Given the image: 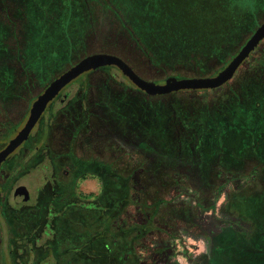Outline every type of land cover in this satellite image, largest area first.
<instances>
[{"label": "rangeland", "instance_id": "rangeland-1", "mask_svg": "<svg viewBox=\"0 0 264 264\" xmlns=\"http://www.w3.org/2000/svg\"><path fill=\"white\" fill-rule=\"evenodd\" d=\"M16 1L18 2L15 3L16 8L18 7L17 10H7L6 14L14 17L13 23H15L16 31L21 39L11 37V40H9L8 30L7 28L4 29L2 34L3 39L0 41V88H5V91H14L15 93L20 91L23 96L20 106L5 114V118L1 117L3 127H8V125L11 127L17 124L21 126L28 116L32 101L42 91L43 87L87 54L113 52V54L124 57L141 74L155 78L158 81L163 80L168 75L193 76L198 71L205 76L214 75L234 57L255 28L264 22V7H261L258 9V17L252 18L253 22L250 23L251 25L247 26L243 32L235 34L230 48L223 47V49L217 50L214 56L207 58L201 63H197L199 53H195L194 56L182 62L180 60L178 62L169 60L168 63H165L163 61L165 58L163 59V57L160 62L157 61V59H160L158 46L151 47L148 43L144 45V43L140 42L142 39L149 38L151 35H157V37L162 34L164 36H170L173 33L170 30L163 32L157 31V28L160 27L157 21L162 20V25L167 23L168 27L165 26L167 29L173 25L174 21V28H185L184 30L180 29V32L174 38L175 41L179 35L186 37L184 34L189 35V43L192 45H195V41H198L197 43H206L209 40L207 33L203 32L201 35L198 34V37H193L191 35L193 31L188 32L190 27L197 29L198 25L193 21L196 16L194 14L195 11L186 9L189 12L188 14L181 11L186 6L184 0H156L159 5H163V12L166 14L165 18L160 16L159 18H152L148 12L149 8L145 0H104V7L106 9L110 8V10L114 9L112 12H116V16L89 15L90 9L88 10L87 5V1L89 0H78L80 4L79 9L81 10L83 6V10L81 12L79 10L75 11L63 20L66 27H62V22L59 20L56 24L54 23V28L59 30L57 33L60 32V37L53 36L54 41L52 37L46 39L48 36L42 32V24L40 22H36V27L32 29L31 33H29L30 36H28L27 31L23 29V25L28 24L24 21V16L27 11L24 7L26 0L20 3L19 0ZM63 4L65 5V1ZM3 6L7 7L6 1H3ZM59 10L61 11L62 7H59ZM188 17L191 18V22L188 20ZM152 27L156 28V30ZM41 39L43 41L42 50L44 55L34 56L37 57L36 60L26 66V57L30 56L26 55V51L30 52L29 54H33V51L35 52L36 49L39 50ZM162 43L164 42L162 41ZM56 45L59 47L58 55L57 53L49 54L48 50L56 47ZM148 50L153 53L151 56L147 53ZM263 51L264 39L239 66L229 83L216 89L182 91L164 97H147L140 91H126L125 95L133 96L136 98L137 103H141L144 100L146 103L152 104L160 102L170 107L168 109L169 114L167 115L168 120H164L163 126L167 130V133L174 136L172 138L180 136L185 140H192L195 136L194 126L196 125L194 124L197 122L196 117L202 111L210 110L212 113L218 110L217 113L219 114L225 113L228 115V121L222 123V125L224 123L228 125L225 128H220V120L218 122L217 117L215 115L213 116V124H215L218 131L212 130L210 137L213 148V151L210 150L211 156L213 158L215 157L213 161L219 159V156H223L224 158L234 157L235 160L221 163L222 167L228 168V170H220L221 173L218 171L211 181V186L205 188L203 185H197V182H195L196 178L195 180L191 178L179 182L180 176L162 169L160 160H152L154 166L152 167L150 163H147L149 159L146 161L138 155L136 159H127L124 162L130 166L135 164L137 167V175L135 177H127L132 184L130 191L127 192V203L123 205L119 215H115L111 219L105 214L90 210L89 216L86 219L89 233L104 230V232H112L113 226L115 227V225L119 226L127 222L136 226L139 220L143 222L149 219V222L152 224V230L150 231L152 232L150 233L152 236L143 241V246L140 249V257L143 259L141 263L192 264L193 257L202 254L206 250L208 245L206 238H208L209 233L221 227L223 228L228 224L226 222L229 218L226 217L225 196L229 192L227 191V187L230 185L232 187L235 186L234 188L241 187L244 189L240 193L242 197L236 198L237 200H241V202L248 201L252 204L255 201L258 203V213L262 219L258 225L264 231V153L263 151L260 152L259 144H257L258 150L248 148L245 145L248 142L247 138L253 136V133H258V130H260L257 135L259 136L258 139L261 138L264 140V91H258L260 96H262H259L260 98L255 108L247 107L246 104L245 108L241 110L245 112L242 120H237L236 117L230 118L231 112L229 113L227 111L235 101L241 102L244 99L241 96L242 93L248 92L230 91L231 88L236 85L239 77L243 80L244 84L249 81L250 78L248 76L251 75L250 71L253 68L254 59ZM182 53V55L185 54L184 51ZM23 69H27L29 72L31 69H34L39 73V76H37L38 79L35 77L34 83L31 84L29 82L28 89L26 90H18V82L14 83V87H7V84L10 83L8 80L15 77L16 73L18 72L19 74ZM86 73L80 74L63 88L61 97L63 94H67V100L64 103L57 99L48 110L51 114L53 110L58 109L57 112L54 111L55 114L53 117L46 118L48 119L46 123L49 122L48 141H51V146L56 147V151L61 150V157L58 159V164L62 167L69 164L66 162L64 156V140L67 136L65 127L70 124L69 118L73 115L71 110L74 108L79 110L80 105L94 103V99L99 96L100 92L96 91V84L99 82L97 79L104 77V75L106 76L108 73L116 74L115 79L109 80L111 85L119 87L117 82L126 84L123 77L125 74L109 64L87 76H85ZM22 79L21 76H18L19 83H22ZM83 82L84 85L80 87L79 84L82 85ZM110 92L112 93L113 91ZM114 92V94H118L117 92L120 91ZM157 109L160 112L165 111V109H163L164 111L159 108ZM68 113H71V116H66ZM47 114L48 112L45 113V116ZM139 114L138 112V116L144 119L143 115ZM78 118L80 119L81 116H78ZM40 123L42 124V119L31 131L39 127ZM239 124H245L244 126L246 128L245 134L241 131L244 135L242 137L243 141L240 139L238 141V136H235L239 134L237 132H240V130L234 129V127ZM11 133L12 131L9 130L7 136H10ZM79 139L81 140L82 137L80 136ZM80 140L75 144V152L77 153L84 152V147H86L84 142L82 144ZM229 141L232 144L234 143V146H231L232 151L226 147H224L222 153L216 150L215 144L227 143ZM29 142L30 140L24 141L23 145L16 150H19L23 146H28ZM77 146L81 149L77 150ZM12 159V156L5 159L0 169L5 167L7 162H12ZM171 167L173 166L169 165V168ZM150 168L153 169L152 172L149 171ZM242 169H245V171ZM43 172L48 175L50 170L44 171L40 166L37 168L31 166L29 167V171L16 184L21 183L25 185L33 194L35 188L33 178L38 177L39 173L41 174ZM13 176L8 180L9 183H12ZM74 186L82 197L89 199L97 197V194L101 190L100 182L96 176L88 175L87 173L79 177ZM231 186L230 188H232ZM0 187L2 186L0 185ZM179 190H181L180 193ZM178 194L185 196L180 197L177 196ZM193 196L195 198H192ZM252 207L248 206L247 209L251 210ZM230 223L234 228H230L229 231L235 232L236 234H249L251 229L250 225H247L243 221H231ZM254 230L256 231L255 226ZM105 236L108 237L105 241L113 242L111 234L106 233ZM237 236L241 238L239 244L242 247H234L233 243L231 245L227 243V240L220 242V250L216 248L211 249L209 254L211 264H264V251H259L257 248L250 250L248 246L251 244L258 246L262 243L264 244V234L261 239H257L256 237L255 239L257 241L253 243H250L249 240L244 241L250 238V236ZM65 243L68 244L66 239L60 242L58 241L56 244L57 251L51 256L52 259H56L57 264H68L69 255L59 250L60 247L61 249L64 247L63 244ZM19 245L25 247L24 241L19 242ZM49 251L51 253L52 249L40 245L34 259L39 262ZM194 259L197 260L199 258ZM0 264L16 263H12L9 255L3 256V254H0ZM73 264H76L75 261Z\"/></svg>", "mask_w": 264, "mask_h": 264}, {"label": "flooded vegetation", "instance_id": "flooded-vegetation-1", "mask_svg": "<svg viewBox=\"0 0 264 264\" xmlns=\"http://www.w3.org/2000/svg\"><path fill=\"white\" fill-rule=\"evenodd\" d=\"M3 1L7 2V7L3 6ZM23 1L19 0V3ZM64 1L66 17L61 21L68 18L74 11L79 10L81 12L83 10V6L81 10L79 8L74 9L72 5L73 0ZM0 2V41L3 39L2 34L5 28L8 30L9 40H11V37L20 40L21 37L16 31L15 23H13L14 17L6 14L7 10H17L18 7L16 8L15 6L17 1L0 0ZM103 2L105 1H87L88 10L90 9L89 15L116 16V12H112L114 9H106ZM91 3L92 5H90ZM25 27L23 25L24 30ZM115 55L121 57L135 73L146 80L163 83L168 76L185 77L168 75L163 80L158 81L155 78L138 72L124 57L118 54ZM30 62H33V60H27L26 66ZM102 68L104 66L89 70L85 76ZM115 75V73H108L106 76L104 75V77L97 79L99 82L96 84V91L100 92L99 96L94 99V103L80 105L79 110L72 109V116L71 113L65 114L68 117L71 116L69 118L70 124L65 127L67 136L64 140V156L66 162L69 163L68 165L62 167L58 164L61 150L56 151V147L51 146V141H48L49 122L46 123L48 120L46 118L53 117L54 111H58V109H55L51 114L49 113L48 110L52 103L57 99L62 103L67 100V94H63L61 97L64 87L51 100L50 104H47L35 125L41 119L42 124L40 123L39 127L34 131H30L27 140H25H30L29 145L16 150L23 145V142L15 149V153L14 150L13 154L11 153L5 158L7 159L12 156L15 160L12 159V162H7L5 167L0 169V185L2 186L0 187L2 188L0 190V254H3V256L9 255L12 263L57 264L56 259H52L51 256L57 251L56 244L58 241L66 239L68 244H63L64 247L62 249L60 247L59 250L69 255L68 264H73L74 261L76 264H142L143 259L140 257V249L143 246V241L152 236L150 234L152 233L150 232L152 224L149 222V219L143 222L139 220L136 226L126 222L119 226H113L112 232H104V230L95 233H89L86 221L90 210L105 214L111 219V217L119 215L123 205L127 203V192L130 191V186L132 185L130 179L128 180L127 177H135L137 175V167L135 164L130 166L124 161L136 159L138 155L146 161L149 159L147 163H150L154 167L152 160H160L162 169L180 176L179 182L191 178L195 180L196 178L195 182H197V185H203L206 188L211 186V181L218 171L228 170V168H223L221 163L235 160L234 157L224 158L223 156H219V159L213 161L215 157L213 158L211 153L208 154L204 150L202 151L197 140L194 145L191 139L188 141L180 136L172 138L174 136L167 133L164 126L163 130L166 134L161 139L163 141V145L161 146L160 138L156 137L154 139L150 134L147 121L149 119L153 120L154 116H157V108H159L160 110L165 109L162 114V121L164 123V120H168L167 115L169 114L168 109L170 107L160 102L146 103L144 100L141 103H137L136 98L131 95H125L126 91H140L147 97H164L182 91L205 90H178L168 94L149 95L139 89L123 74L126 84L117 82L119 87L111 85L109 80L115 79ZM18 76L23 78L22 83H19ZM37 76H39V73L34 69H31L30 72L27 69H23L19 74L17 72L15 77L8 80L10 83L7 84V87H14V83L18 82V90H26L28 89V83H34V80L38 79ZM79 85L82 87L84 82L82 85ZM110 91L120 92L114 94L115 92L111 93ZM17 92L16 94L14 91H5V88H0V150L23 126L27 119H25L21 126L19 124L12 125L11 127L9 125L8 127L2 126L1 117L5 118V114L15 110L22 104V92ZM46 112L48 114L45 116ZM138 112L140 113L139 115H143L144 119L138 116ZM218 114L217 110H215L212 112V117L214 115L217 117ZM78 116H81V118L79 119ZM225 116L227 118L228 115L225 114ZM9 130L12 133L10 136H7ZM80 136L82 137L81 140L79 139ZM79 140L82 144L84 142L86 147H84V152L77 153L75 152V144ZM233 144L229 141L216 150L222 153L224 147H226L232 151L231 146H234ZM77 148V150L81 149L78 146ZM169 165L173 167L169 168ZM31 166L34 168L40 166L44 171L50 170L48 175L43 172L39 173L38 177L33 178V183H35L33 194L25 185L21 183L16 184L20 178L24 177L23 175L29 171V167ZM152 170L150 168L149 171L152 172ZM242 170L245 171V169ZM86 173L96 176L101 185V190L97 194V197H92L91 199L82 197L74 186L79 177L86 175ZM12 176L14 177L11 180L12 183H9L8 180ZM19 186H24L27 189V193L21 192L16 194L15 189ZM230 186L227 187V191L229 192L225 196L226 217L229 218L226 222L228 224L209 233L208 238H206L208 243L206 250L202 254L193 257L192 264H211L212 262L209 261L211 249L216 248L220 250V242H224V240H227V243L231 245L233 243L234 247H242L239 244L241 238L237 235L241 237L250 236V238L244 241L249 240L250 243H253L257 239H261L264 234V231L261 230L262 227L258 225L260 220H262L258 213V203L255 201L252 204L248 201L247 203L237 200L236 198L242 197L240 193L244 189L241 187L234 188L235 186H231L232 188H230ZM180 192L181 190H179ZM177 196L183 197L185 195L178 194ZM192 198H195V196ZM89 204H91V207ZM248 206L253 207L251 210H248ZM231 221H243L247 225H250L249 234H236L229 231L230 228H234L231 226ZM108 222L110 221L108 220ZM254 226L256 231L254 230ZM106 233L111 234L112 243L105 241V239H108L105 236ZM256 237L257 239H255ZM21 241H24L25 247L19 245ZM40 245L52 249V252H47L38 262L34 257ZM248 246L250 250L257 248L259 251H264L263 243L260 246L256 244ZM194 258L199 259L196 260Z\"/></svg>", "mask_w": 264, "mask_h": 264}, {"label": "trees", "instance_id": "trees-1", "mask_svg": "<svg viewBox=\"0 0 264 264\" xmlns=\"http://www.w3.org/2000/svg\"><path fill=\"white\" fill-rule=\"evenodd\" d=\"M186 3V6L181 9L182 12L188 14L189 12L186 11V9L195 11V17L194 20L195 23H197V29H188V32H192L193 37H198V34L201 35L203 32L207 33L209 35V40L206 43H197L198 41H195V45H192L189 43V35L184 34L186 37H182L181 35L177 36L178 39L175 41L174 38L177 35V33L181 30H184V27L174 28L175 21L173 22V25L167 29V23H164L162 20L157 21V24H159L160 27L157 28V31L163 32V31H172L171 35H159L157 37L154 35L149 36V38H144L141 43H144L146 45L148 43L151 47L158 46L159 48V57L160 59H157L158 62L162 60L165 61V63H168L169 60H172V62H178L179 60L182 62L183 60L189 59L191 56H194L195 53H199V58L197 60V63H201L202 61H205L207 58L214 56L217 52V50L223 49V47L230 48L231 43L234 40L236 33H241L245 30L247 26H250L253 22V17H258V9L261 7H264V0H184ZM64 0H26V4L24 7L26 8V15L25 22L28 24H24L25 30L28 33V36H30L29 33H31L32 29L36 27V22H40L42 24V32L48 36L49 39L55 35L56 37H60V32L57 33L59 30L54 28V23L59 20L61 21L63 18L66 17V13L64 11ZM146 5L149 8V14L152 18L157 17L159 18H165L166 14L163 12L164 8H162L163 5H159L156 0H145ZM73 8L78 9L80 8V4L78 0H73ZM146 6V7H147ZM59 7H62V10H59ZM217 11V12H215ZM75 12V11H74ZM61 13V14H60ZM192 14V13H191ZM217 18V19H216ZM251 19V20H250ZM254 19V18H253ZM37 20V21H36ZM54 20V22H53ZM173 20V19H172ZM188 20L191 22V18L188 17ZM247 20V22H246ZM249 20V21H248ZM62 22V27H66L64 25V21ZM189 22V23H190ZM167 26V27H165ZM165 27V29H164ZM153 28V27H152ZM252 28V27H250ZM249 28V29H250ZM156 30V28H153ZM154 30V31H155ZM43 35V34H42ZM41 35V36H42ZM54 41V40H53ZM150 41V42H149ZM162 41L164 43H162ZM197 43V44H196ZM43 41L41 39L39 50L36 49L35 52L33 51V54H29L30 52L26 51V55H30L29 57H26V60H36L37 57L34 56H40L44 55L43 52ZM224 45V46H223ZM6 48L5 46H3ZM58 45L56 47L51 48L49 51V54L57 53L58 55ZM29 50V49H27ZM147 51V53L151 56L153 53ZM182 51L185 52L184 55H182ZM61 53V52H60ZM254 65L252 70L250 71L251 75L248 76L249 81L244 84L243 80L240 79V77L237 79L236 85H234L230 91H248L246 93H242L241 96L244 98L241 102L235 101V103L232 104V107L227 110L229 113L231 112V117H236L237 120H242L245 115V112L241 111L245 108V105L247 104V107L255 108L256 103L258 102V99L262 96H260L258 91H264V51L257 56L254 59ZM28 64V63H27ZM10 74V72H9ZM259 75V76H258ZM193 76H205L204 74H201L199 71L196 72V74H193ZM229 83V82H227ZM226 83V84H227ZM225 85V84H224ZM260 96V97H259ZM218 112V110H217ZM162 114L163 112H160L157 110V116H154L153 120H148L147 125H149L148 130H150V134L155 139L156 137L160 138L159 141H161L162 138L165 137L164 127H163V121H162ZM197 122L194 124L195 128V136L193 137L192 141L195 145L196 140L198 142V145H200V149L205 151L206 153L210 154L211 151H213L212 143H211V134L212 130L218 131L215 127V124H213V117L210 110L202 111L200 112V115L196 117ZM220 120V128H225L228 125H222L223 122L228 121L225 113H221L217 115V121ZM245 124H239L238 126L234 127V129H239L240 132L238 135V141L239 139L243 141L244 135L241 133V131L245 134L246 128L244 126ZM258 133H253V136H251L248 139V142L245 143L246 147L251 149H257L259 144V150L260 152L263 151L264 153V140L259 138L257 136ZM224 134V133H223ZM252 140V141H250ZM161 146L163 145V141H161ZM223 146L224 143H217L215 144L216 149H219L220 146ZM257 145V146H256ZM197 150V147H196ZM199 150V149H198ZM211 150V151H210ZM91 207V204H89Z\"/></svg>", "mask_w": 264, "mask_h": 264}, {"label": "water", "instance_id": "water-1", "mask_svg": "<svg viewBox=\"0 0 264 264\" xmlns=\"http://www.w3.org/2000/svg\"><path fill=\"white\" fill-rule=\"evenodd\" d=\"M263 39L264 22L260 23L255 28L234 57L214 75L185 77L168 76L163 83H156L153 80L143 79L135 73L128 63L115 54L108 52L87 54L51 80L32 101L28 117L23 126L0 150V164L9 154L20 146V144L27 140L31 129L39 120L47 104L58 95L63 87L84 72L94 70L107 64L114 65L120 69L133 84L149 95L168 94L178 90L215 89L231 80L239 66ZM21 192L27 193V189L24 186H19L15 189L16 194ZM25 198H27V196H25Z\"/></svg>", "mask_w": 264, "mask_h": 264}]
</instances>
